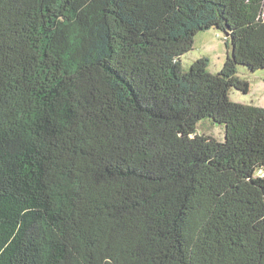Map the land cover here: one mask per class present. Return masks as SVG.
I'll return each mask as SVG.
<instances>
[{"label": "trees", "instance_id": "16d2710c", "mask_svg": "<svg viewBox=\"0 0 264 264\" xmlns=\"http://www.w3.org/2000/svg\"><path fill=\"white\" fill-rule=\"evenodd\" d=\"M211 28L223 68L184 69ZM240 65L264 68V0H0V264H264Z\"/></svg>", "mask_w": 264, "mask_h": 264}, {"label": "rangeland", "instance_id": "374dc122", "mask_svg": "<svg viewBox=\"0 0 264 264\" xmlns=\"http://www.w3.org/2000/svg\"><path fill=\"white\" fill-rule=\"evenodd\" d=\"M229 49L226 35L222 30L211 28L200 31L195 37L193 49L182 57L183 67L187 70L196 59L208 57L209 71L217 73L223 68ZM238 75L249 82V90L244 93L232 88L230 98L236 102L264 107V68L251 71L240 65ZM197 130L200 133L211 134L221 141L225 139V127L210 119L201 120Z\"/></svg>", "mask_w": 264, "mask_h": 264}]
</instances>
